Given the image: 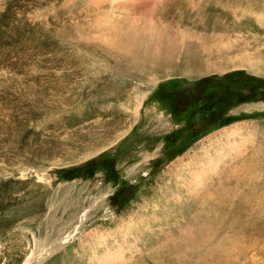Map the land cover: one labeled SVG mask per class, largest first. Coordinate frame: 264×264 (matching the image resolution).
<instances>
[{
	"label": "rangeland",
	"instance_id": "374dc122",
	"mask_svg": "<svg viewBox=\"0 0 264 264\" xmlns=\"http://www.w3.org/2000/svg\"><path fill=\"white\" fill-rule=\"evenodd\" d=\"M235 2L245 10L239 19L226 10L196 31L212 47L231 45L222 50L224 62L248 56L253 69L238 61L223 73L183 76L195 72L183 67L192 57L205 59L201 72L215 60L195 37L185 45L180 36H165L149 43L151 64L125 77L128 85L92 88L74 77L30 71L22 51L29 46L26 19L42 26L44 9L32 4L21 14L26 23H16L14 47L0 43V264H90L107 248L114 253L127 228L123 247L136 243L138 250L133 245L134 253L124 254L125 264H166V255L195 261L203 246L220 244L215 220L222 201L230 207L254 192L263 217L264 23L255 14L264 11V0ZM4 11L8 27L14 13ZM232 128L240 129L235 175L221 174L226 186L208 176L205 202L203 194L187 195L189 175L165 174ZM222 147H207L205 155ZM238 254L236 262L216 257L217 264H264V247Z\"/></svg>",
	"mask_w": 264,
	"mask_h": 264
},
{
	"label": "bare ground",
	"instance_id": "6f19581e",
	"mask_svg": "<svg viewBox=\"0 0 264 264\" xmlns=\"http://www.w3.org/2000/svg\"><path fill=\"white\" fill-rule=\"evenodd\" d=\"M231 1L234 3H231ZM235 1L237 0H0V38H3L0 43H5L11 48L14 47L15 41L19 39L17 33H15V25L17 22H25L21 20L20 16L22 13L23 15L27 13L30 5L34 4L44 9V22L41 23L42 26H39L38 23L33 22L31 24L30 19H26L27 29H29L27 35L29 46L22 49L23 52L27 53L28 65H30V71L34 75L40 74L47 78L53 74V77L56 78L74 77L78 81H84L91 88L119 84L126 86L128 81L125 77L133 78L136 76L134 74L140 73L150 66L151 52L149 49L151 46L149 43L154 44L153 42L160 41L165 36L170 39L180 36L183 44L190 43L195 37L203 53L209 59L215 60L213 64L205 66L206 70L201 72L198 65L201 61L204 62L205 59L202 58V55L198 60L192 57L190 59L191 65H184L183 67L185 72L187 67L189 69L194 67L193 71L195 72L191 74L183 73V76H207L210 72L223 73L229 69L238 68L236 67L238 61L252 68L254 60L248 56H244L242 59L236 57L233 61L224 62L223 56L225 53L222 50L229 51L231 45L218 41L212 47L196 31L198 23L203 25L208 20L217 19L223 16L226 10L232 12L233 17L239 19L241 16L239 12L245 10H241ZM8 7H10L14 16H12L13 23L7 27L4 22L6 16L4 10ZM255 19L264 23V11L256 13ZM215 48L217 51L214 53L212 51ZM1 51L2 49H0ZM24 62L26 61L24 60ZM113 77H117L116 79L119 81H112ZM149 81L151 86L156 83L152 77L149 78ZM57 82L61 84L63 78L57 80ZM136 103H140V99ZM135 113L136 118L138 111ZM224 131V134L216 136L209 144L202 146L197 153L194 151L192 157L195 160L181 162L172 167L175 170H168L165 173L168 175L173 174L176 179H179L182 174L189 175V181L191 180L193 187L187 189L188 196L192 194L190 192H194L193 194L197 197L199 194H203L204 198L202 200L205 202V199L211 195L210 190L205 193V180L208 176L210 177L212 174V176L219 178L225 171H230L235 175V159L238 157V151L241 147L234 139L238 134L240 135V129L232 128ZM125 132L124 130L119 134L117 139ZM224 139H228L226 146L222 143ZM218 145L223 147L213 155H205L208 152L205 151V148L210 147L211 150H215ZM199 153L200 155H198ZM203 160L204 163H202ZM226 161L229 163L227 164ZM220 180L215 181L216 183L213 185L221 184L223 180ZM225 184L223 182V185ZM253 193L249 195L252 197L250 200V197L247 200L245 198L240 200V197H238L230 204V207L224 205L226 201L220 203V211L217 213L218 222L217 219L215 220L216 227L218 226L221 231L218 246L212 248L209 244L203 246L201 248L202 253L198 255L195 261H183L182 256L171 259L169 255H166L165 259L162 260L164 262L168 261L166 264H217L216 257H218L220 261L236 262V260H239V251L251 253L258 246L263 248L264 215L262 218L259 216L260 208L257 206L258 201H256ZM179 197L177 196V198ZM211 226H213L212 223ZM121 233L122 245L119 244L114 253L107 250L109 248L106 247V253L103 257H96V254L93 253L96 257L95 261L92 259L93 261L89 263H127L130 258L125 261L124 254L127 252L132 253L133 245L136 247V243H131V245H128L129 248L125 249L123 245L128 244L126 242L131 235L130 228L124 229ZM100 240L106 244L103 238ZM116 243H118L117 240ZM198 252L200 251L198 250ZM232 252H235L234 256L229 254ZM224 254L225 257H223ZM227 254L231 257L227 258Z\"/></svg>",
	"mask_w": 264,
	"mask_h": 264
}]
</instances>
